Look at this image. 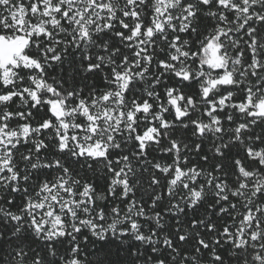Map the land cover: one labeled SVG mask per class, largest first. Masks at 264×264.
<instances>
[{"label": "snow or ice", "instance_id": "snow-or-ice-1", "mask_svg": "<svg viewBox=\"0 0 264 264\" xmlns=\"http://www.w3.org/2000/svg\"><path fill=\"white\" fill-rule=\"evenodd\" d=\"M0 264H264V0H0Z\"/></svg>", "mask_w": 264, "mask_h": 264}]
</instances>
